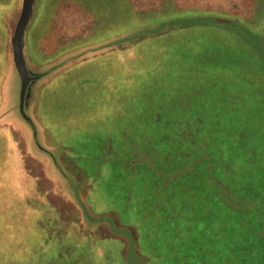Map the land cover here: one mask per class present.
Instances as JSON below:
<instances>
[{
	"label": "rangeland",
	"instance_id": "374dc122",
	"mask_svg": "<svg viewBox=\"0 0 264 264\" xmlns=\"http://www.w3.org/2000/svg\"><path fill=\"white\" fill-rule=\"evenodd\" d=\"M21 5L0 0V264H183L184 252L199 264L204 248L225 263L232 235L236 264L262 263V241L245 248L264 230V0H35L23 110ZM189 124L205 149L182 135ZM214 149L237 195L210 189ZM142 150L188 167L170 189L203 193L191 233L165 201L145 216L156 194ZM198 152L210 158L192 164ZM116 209L138 223L148 260Z\"/></svg>",
	"mask_w": 264,
	"mask_h": 264
},
{
	"label": "trees",
	"instance_id": "16d2710c",
	"mask_svg": "<svg viewBox=\"0 0 264 264\" xmlns=\"http://www.w3.org/2000/svg\"><path fill=\"white\" fill-rule=\"evenodd\" d=\"M193 20L194 21H198V19H193ZM212 23L213 24H217V25L223 24L222 22L221 23L212 22ZM232 23H234V22H232ZM232 23H229V24L225 23V24L234 26L235 24H232ZM184 132H185V134H184ZM194 132L196 133L195 135H196L197 138L191 137L192 140L196 139L198 141V143L196 145H199V147L205 149L204 138H206V137H205L204 132L198 131L197 129H194ZM194 132H193L192 125L189 124L185 128V131L183 129L182 135L191 136ZM192 146H194V145H192ZM192 146H191V148H192ZM249 147H250L249 148L250 151L251 150L252 151H256L257 150L256 145L253 144V143H251L249 145ZM187 151L188 150H185L183 153L186 154ZM141 152H142L141 155H143V156L148 158V159H146L147 162H146V164H145L146 166L144 168H151L153 170L154 180H153V182H151V185L153 184L151 186L153 188L151 193H152V195L156 194L152 198L153 207H151V210H147L146 211L145 216L150 215L151 212L154 211V210H159V209L161 210L162 206L160 205V203L165 201L166 203L163 206V208H165L164 211L169 216V219H170L169 222L172 223L173 228L177 227V223H175V219H177L178 217H181V219H184V220H182V224H183L185 233H188V232L191 233L189 227H191V225L193 224V220L191 218L194 219V215L192 213V209L194 208V200H195V198L202 197L203 193H201V191L197 192L198 190H200V188L194 189L192 183H191V185H192L191 187H189V186L183 187L184 191H183V189H179V188H178V191H177L176 188L173 189V190L170 189V186L172 184H174L176 181L178 182L179 175H180L181 172H186V171L188 172V170H186L188 167H183L182 171H181V169H177L175 167H172L171 165L168 166L167 163L169 161H168L167 157H164L163 155H161V156L155 155V154H153L154 151L151 152V155L149 154V152H145L144 150H142ZM201 152L197 153L198 154L197 158L195 159V161L192 162V164L193 163H197V161H199L200 158H206L207 157L206 156L207 155L206 152H204L205 153L204 155L201 154ZM217 154H218L217 151L214 149V152L209 154L212 157L211 158L207 157V158L211 159V162L212 161L214 162L212 165H209V170L213 169V170H210L209 175H208L210 189L213 191L214 195H222V196H225V195H228V194L237 195V192H235V190H232V188L230 187V182H228V180H227L228 177L226 176L225 172L218 168L219 160L223 161L221 159L223 156H221V158L218 159L217 158V156H218ZM140 160H141L140 157H136V158L132 159V163L134 165V167L131 168L132 172L135 171L134 170L135 166L137 165V163H139ZM179 197H181V200L179 199ZM129 198L130 197L128 195H126V199H128L127 201H129ZM178 201H181V202H178ZM206 206H207V204H206ZM163 208H162V210H163ZM205 209H207V207H205ZM116 210L117 211H115V212H117L119 218L121 220H123L124 219V215L121 213V211L119 209H116ZM162 210H161V212H162ZM182 210L184 212H181ZM181 214H185V215H181ZM195 214H197V213H195ZM219 219H220V221H218V222L221 223V221H222L221 217H219ZM124 220L129 222V223H126V226H125L126 227L125 228L126 232H128L129 235H131V233L129 231L130 230V228H129L130 226L133 227L136 230L135 231L136 233L134 234L132 232V236L130 237V238H132L131 241H133L134 245H136V247H137L138 256L137 255L136 256L139 257L142 260L143 259L144 260L145 259L148 260V257L150 256V254H148L147 250L144 251L142 249V246H143V242L141 240L142 239L141 238L142 234H140V228H139L138 223L137 222L136 223L131 222V221H129L130 219L126 220V218ZM42 222H43V217H41L40 219L37 220L38 226H42L43 225ZM244 222H246V220H244ZM220 223H216L215 224L216 226L214 227V230L222 229V231H214L216 234L217 233L221 234L222 232H224L223 228H224L225 223H222V225H220ZM114 225L117 226L116 223H114ZM117 227H119V226H117ZM43 231L45 232L44 228H43ZM251 233H253V235H254L253 239L255 240V243L254 244H248V246L245 248V249H247V251L248 250H254L257 247L256 245L258 243H260L261 241H262L261 243H264V230L261 229V230L257 231L256 233L253 232V230H252ZM155 236L160 237V236H162V234H160L158 232H155ZM230 236H231V233H230ZM158 237H157V239H158ZM232 238H233V235L231 237V243L229 245V248H230V252L228 253V256L230 257L229 261H225V263L220 261L217 264H236V262L234 261V258H233V254H234V250L232 248L233 246H231L232 243L236 244V239L232 240ZM44 242H47L45 236L43 237V242L42 243H44ZM208 242H210L209 238H208ZM123 243L124 242L122 241V243L120 244L121 245L120 248H119V254L120 255H123L122 251H121ZM202 250H203L202 251V258L200 259L199 264H211V263H209V260H211V258H212L211 249L210 248L209 249L204 248ZM128 251H129V249H128ZM221 251H222V248H220V252ZM221 255H223V254H221ZM82 256L83 255L81 253L80 254V258ZM188 256H189V253H185V252L181 256L183 258V264L185 262L186 257H188ZM228 256L226 257V259L228 258ZM222 257L223 256H221L220 259ZM90 258H92V261H93V263H91V264H96L94 258L91 257V255H90ZM79 262L81 263V261H79ZM87 264H89V263H87ZM260 264H264V261L262 263L260 262Z\"/></svg>",
	"mask_w": 264,
	"mask_h": 264
},
{
	"label": "water",
	"instance_id": "95a60500",
	"mask_svg": "<svg viewBox=\"0 0 264 264\" xmlns=\"http://www.w3.org/2000/svg\"><path fill=\"white\" fill-rule=\"evenodd\" d=\"M35 0H22L21 10L16 21L13 35L11 37L13 60L16 69L20 75V107L23 110L25 95L28 85L31 81V74L27 66L24 46L26 28L33 13V5Z\"/></svg>",
	"mask_w": 264,
	"mask_h": 264
}]
</instances>
